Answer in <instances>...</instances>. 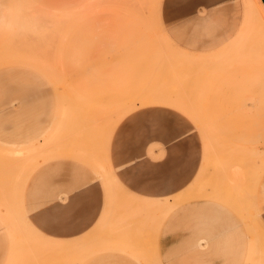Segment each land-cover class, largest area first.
Returning a JSON list of instances; mask_svg holds the SVG:
<instances>
[{
	"label": "rangeland",
	"instance_id": "obj_1",
	"mask_svg": "<svg viewBox=\"0 0 264 264\" xmlns=\"http://www.w3.org/2000/svg\"><path fill=\"white\" fill-rule=\"evenodd\" d=\"M210 1L169 28L175 0H0V264H165L160 233L194 199L237 216L243 264H264V8ZM132 131L157 163L165 142L187 143L195 171L177 193L127 182L117 164ZM41 168L80 169L96 190L42 214L27 206Z\"/></svg>",
	"mask_w": 264,
	"mask_h": 264
},
{
	"label": "crops",
	"instance_id": "obj_2",
	"mask_svg": "<svg viewBox=\"0 0 264 264\" xmlns=\"http://www.w3.org/2000/svg\"><path fill=\"white\" fill-rule=\"evenodd\" d=\"M189 1L175 0L174 6L177 12L174 14L162 12L166 26L169 28L179 26L204 10L210 9L209 6L214 4L210 0H196L193 5L188 6ZM259 2L264 8V0ZM183 7L188 9L180 11L179 8L184 9ZM156 117L159 116L151 120L154 124L160 120ZM137 122L139 121L134 120L127 124V127L133 128ZM136 133L138 135L131 132L132 138L127 145L129 149L124 151L122 160L117 164L127 182L136 193L143 195L159 196L162 192L167 195L177 193L179 187L188 183L195 171V158L193 154L187 153L189 151L187 143L183 146L185 150L183 152L177 150V145H170L171 140L165 142L168 158L162 163H157L155 159L149 161L152 158L147 154L148 146L143 135L145 132ZM134 143L137 145L131 147L130 144ZM169 145L173 147L169 148ZM179 169L185 170L184 173H178ZM79 170L57 169L53 171V175L47 172L50 171L49 169L38 170L32 178L27 206L33 209L41 207L40 211L43 214L56 203L64 201V197L71 199L85 192H94L96 184L83 179ZM171 198H167V202L174 201V198ZM262 218L264 220V213ZM166 222L167 226L159 237L160 253L164 257L165 264L166 262L167 264H243L247 253V239L245 234L243 235V228L237 216L222 205L207 199L190 200L173 209ZM6 234L12 245L14 228L7 227ZM13 253V248H10L9 257ZM123 259L125 258L121 257L122 264H131L130 261L125 262Z\"/></svg>",
	"mask_w": 264,
	"mask_h": 264
},
{
	"label": "bare ground",
	"instance_id": "obj_3",
	"mask_svg": "<svg viewBox=\"0 0 264 264\" xmlns=\"http://www.w3.org/2000/svg\"><path fill=\"white\" fill-rule=\"evenodd\" d=\"M39 22H40V21H39ZM33 28H34V27H33ZM10 56H11L12 58H10ZM15 56H16V57L18 56V57H17L18 59H16ZM15 56H14V54H12V55L10 54V55L7 57L8 60L5 58V59H6L5 62H15V61H16V62H19V63H21V62L24 63V61H26L25 63H27V64H29V63L31 64V63H32L34 67L38 68V69L41 70V71L43 70L42 72H46V71H47V70H46L47 68H46V66L44 65L45 63L43 64V62L40 61V60H38L37 57H36V60H34L35 57L33 56L34 58H32V55H29L30 57L24 55L25 58L23 57V55H20V56H19V55H15ZM21 56H22V58H21ZM9 58H10V60H9ZM5 59H4V60H5ZM12 59H13V60H12ZM15 59H16V60H15ZM39 61H40V62H39ZM5 62H3V63H5ZM28 62H29V63H28ZM32 64H31V65H32ZM44 68H46V69L44 70ZM156 98H158V97H156ZM150 100H151V101H156L157 99H155V100L150 99ZM159 100H160V98H159ZM159 100H158V101H159ZM172 101H173V100H172ZM144 102H145V101H144ZM162 102H163V101H162ZM148 103H149V102H148ZM146 104H147V103H146ZM143 105H144V104H143ZM202 116H203V114H202ZM261 171H262V170H261ZM258 175H259V173H258ZM258 177H259V176H258ZM115 181H117V180H115ZM194 183H195V182H194ZM192 189H193V188H192ZM192 189H191V191H192ZM186 192H187V191H186ZM190 194H191V193H190ZM188 196H189V195H188ZM181 201H182V200L177 199L176 201H175V200H174V201H168L167 203H166V201H165V203H164V202H163V203H164V204H167V206H168V205L171 206L170 208H172V207H175L177 204H179ZM169 202H170V203H169ZM160 205H162V204H159V206H160ZM150 207H151V205H150ZM162 207L164 208V207H166V206H161V208H162ZM152 208H154V207H152ZM10 227H11V228L13 227L11 223H10Z\"/></svg>",
	"mask_w": 264,
	"mask_h": 264
}]
</instances>
